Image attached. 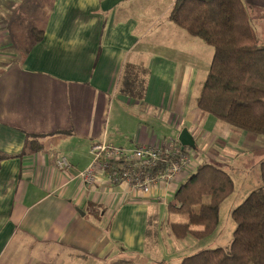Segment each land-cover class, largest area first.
Wrapping results in <instances>:
<instances>
[{
    "label": "crops",
    "instance_id": "crops-1",
    "mask_svg": "<svg viewBox=\"0 0 264 264\" xmlns=\"http://www.w3.org/2000/svg\"><path fill=\"white\" fill-rule=\"evenodd\" d=\"M175 1L50 0L43 23L28 28L25 51L8 46L0 53V156L7 157L0 158V264H109L120 255L143 257L149 251L151 206L173 199L199 163L194 159L192 171L156 185L151 195L113 184L103 171L91 186L76 178L91 164L94 143L116 146L107 125L114 95L152 119L167 115L178 131L173 140L179 143L187 130L194 145H185L186 152L196 155L211 147L205 158L221 160L232 177L240 168L225 161L237 156L246 158L243 169L254 164L253 155L260 152L254 144L264 138L237 132L197 108L214 47L170 18ZM244 2L254 6L250 14L258 33L264 29L255 23L263 22L264 0ZM77 37L86 45L72 44ZM7 39L1 26L0 42ZM128 65L148 70L141 100L122 93ZM133 137L132 148L172 140L157 138L144 126ZM63 138L77 147L57 151ZM232 138L235 145L228 143ZM63 156L71 163L67 170L57 166ZM242 176L240 181H248ZM245 190L242 195L252 189Z\"/></svg>",
    "mask_w": 264,
    "mask_h": 264
},
{
    "label": "trees",
    "instance_id": "trees-1",
    "mask_svg": "<svg viewBox=\"0 0 264 264\" xmlns=\"http://www.w3.org/2000/svg\"><path fill=\"white\" fill-rule=\"evenodd\" d=\"M250 13L244 0H176L170 18L214 47L211 68L196 99L197 108L243 131L264 134V43L257 37ZM147 73L146 68L128 65L122 92L141 100ZM30 137L28 134L26 142ZM0 158L7 157L2 154ZM260 173L262 185L231 212L236 226L228 248L203 249L178 262L157 264H264V161ZM235 187L226 169L213 162L200 163L168 202L170 212L187 217L186 221L169 223L172 234L180 240L212 235L220 225L222 205ZM153 224L151 216L148 239L157 235L158 230L153 234ZM109 264L149 263L119 257Z\"/></svg>",
    "mask_w": 264,
    "mask_h": 264
},
{
    "label": "rangeland",
    "instance_id": "rangeland-1",
    "mask_svg": "<svg viewBox=\"0 0 264 264\" xmlns=\"http://www.w3.org/2000/svg\"><path fill=\"white\" fill-rule=\"evenodd\" d=\"M50 0H0V21L2 22L0 27H4V29L9 32V39H7L6 43L3 44L0 42V53L7 51V47H10V51H14V49L18 52H24L25 48L29 44L28 36L26 35L28 28L36 27L37 23L42 24L44 20V11L49 5ZM2 4H5L4 8H2ZM248 5V4H247ZM46 6V8H45ZM250 10L254 11V6L252 4L248 5ZM14 11V12H11ZM16 11V13H15ZM10 16H13L10 17ZM256 21V20H254ZM263 22L256 21L257 27H264V19ZM37 22V23H36ZM6 37L7 34L3 32ZM257 37L259 39H264V29L260 30L257 33ZM12 43H11V42ZM27 44V46H26ZM20 50V51H19ZM4 61V58L0 56V62ZM6 63V62H3ZM123 93V92H122ZM112 103L109 106V116L107 125L109 126L111 133L110 137L115 140L116 146L119 147L124 146L125 148H132L135 146L133 134L138 131L140 126H144L148 129L149 133L155 132L157 138L163 139H174V137H178V131L175 125L168 124L167 115L163 118L165 120L161 121L158 119H152L147 116L145 113V109H138L134 112V109L130 106H126L123 104V99L118 97V95H114L112 98ZM113 107V109H112ZM128 111H126L125 110ZM142 110V111H141ZM152 110L149 109L148 112ZM130 115H129V114ZM139 119V122H135L132 119ZM228 125V124H227ZM230 126V125H229ZM236 130L243 131L236 127ZM121 132V133H120ZM251 132H249L250 134ZM257 134V133H253ZM260 138H264V134H257ZM172 139V140H173ZM237 139L232 138L228 143L234 144ZM264 141V139H262ZM178 141V140H175ZM235 145V144H234ZM255 146L259 148L260 152H256L254 157V164L250 168L244 167V161L246 158L244 157H233L229 162L225 161L231 167H239L240 175L233 174L235 179V191L234 193L224 201L221 208V222L220 225L216 228L214 233L206 238L196 239L193 237H188L184 240L177 239L171 232L169 223L173 221H186L187 217L180 215L178 213H172L168 209V202L172 200L170 197L169 200L164 198L163 200H156V204L151 206V212L154 216V224H153V234L157 231V235L151 236L148 239V247L149 251L145 256L141 257L137 254H125L120 255L124 258H134L133 260L136 263H149V264H157L159 262H178L184 256L191 255L203 249L215 248V247H225L228 248L233 241V233L235 230L236 223L231 216L232 210L242 203L246 194L253 189H257L262 185L261 173H260V160H264V142L261 140L256 141ZM130 146V147H129ZM77 147V143L73 139L63 138L60 143L56 145L57 151L66 152L71 148ZM228 147V146H227ZM211 150V147L206 149L207 152ZM231 150V149H229ZM202 150H197L199 156L203 157L207 162H213L219 166H221V160L210 159L206 157V153ZM213 152V150H212ZM196 155H193V152H190L191 156L194 157L197 163H201L200 159L197 158ZM234 155V154H232ZM66 157V156H65ZM68 158V157H67ZM252 158V157H251ZM198 159V160H197ZM69 160V159H68ZM261 160V161H262ZM70 162V161H69ZM71 164V163H70ZM198 166L195 165V169ZM192 174V173H191ZM189 174V176L191 175ZM247 177L248 181L243 182L240 181L243 179L244 175ZM156 186V185H155ZM154 186V187H155ZM239 187H243L244 189L249 187L250 191L246 194L244 189L242 190ZM245 190V191H246ZM153 192V191H152ZM152 192L148 195H151ZM159 232V234H158ZM119 254V253H118ZM138 256L137 259H135Z\"/></svg>",
    "mask_w": 264,
    "mask_h": 264
},
{
    "label": "built area",
    "instance_id": "built-area-1",
    "mask_svg": "<svg viewBox=\"0 0 264 264\" xmlns=\"http://www.w3.org/2000/svg\"><path fill=\"white\" fill-rule=\"evenodd\" d=\"M92 162L75 177L87 185L97 181V173L105 172L113 184L126 183L134 190L150 194L155 185L172 184L185 172L193 170L194 158L175 140L162 146L141 145L135 148L115 146L106 140L91 146ZM57 166L67 170L71 164L67 157L57 160Z\"/></svg>",
    "mask_w": 264,
    "mask_h": 264
},
{
    "label": "water",
    "instance_id": "water-1",
    "mask_svg": "<svg viewBox=\"0 0 264 264\" xmlns=\"http://www.w3.org/2000/svg\"><path fill=\"white\" fill-rule=\"evenodd\" d=\"M179 141L183 144V146L194 145V142L191 140L190 134H188L187 130H183V132L180 134Z\"/></svg>",
    "mask_w": 264,
    "mask_h": 264
},
{
    "label": "clouds",
    "instance_id": "clouds-1",
    "mask_svg": "<svg viewBox=\"0 0 264 264\" xmlns=\"http://www.w3.org/2000/svg\"><path fill=\"white\" fill-rule=\"evenodd\" d=\"M81 27H84V25L82 24ZM72 44H77L79 43L80 46H84L86 45L87 41L85 39H83L82 37H77L76 39H73L71 41Z\"/></svg>",
    "mask_w": 264,
    "mask_h": 264
}]
</instances>
